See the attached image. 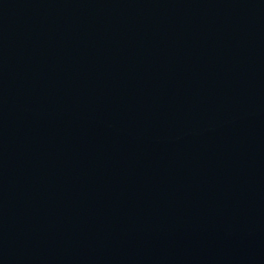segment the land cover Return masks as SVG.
<instances>
[{"label": "water", "instance_id": "95a60500", "mask_svg": "<svg viewBox=\"0 0 264 264\" xmlns=\"http://www.w3.org/2000/svg\"><path fill=\"white\" fill-rule=\"evenodd\" d=\"M0 264H264V0H0Z\"/></svg>", "mask_w": 264, "mask_h": 264}]
</instances>
